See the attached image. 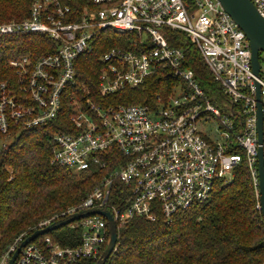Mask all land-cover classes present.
<instances>
[{
  "label": "built area",
  "instance_id": "2783aa9c",
  "mask_svg": "<svg viewBox=\"0 0 264 264\" xmlns=\"http://www.w3.org/2000/svg\"><path fill=\"white\" fill-rule=\"evenodd\" d=\"M31 1L30 18L0 23V38L44 34L58 48L35 63L29 57L10 62L18 70L21 93L17 98L7 83L0 84V150L11 145L12 125L44 127L58 119L65 100L72 132L52 136V164L80 174L107 168L110 154L117 162L79 205L18 235L0 264H9L34 233L93 209L109 211L117 231L135 218L154 222L159 214L172 222L176 214L206 203L217 183L233 181L243 163L259 196L255 81L261 86L264 115V53L257 79L247 36L219 0H79L87 3L80 17L60 0ZM251 1L264 18V0ZM105 31L137 33L140 39L133 49L112 48L102 55L101 97L136 88L162 71L176 80L173 95L158 98L155 106L106 107L68 94L76 83V61L94 53V41ZM168 31L185 33L196 46L225 95L223 109L211 102L194 71L185 66V52L170 45ZM119 184L123 189L112 204ZM257 209L261 212L260 201ZM63 228L80 236L78 245L50 236L59 229L23 247L14 264L97 263L108 247L109 225L101 215Z\"/></svg>",
  "mask_w": 264,
  "mask_h": 264
},
{
  "label": "trees",
  "instance_id": "16d2710c",
  "mask_svg": "<svg viewBox=\"0 0 264 264\" xmlns=\"http://www.w3.org/2000/svg\"><path fill=\"white\" fill-rule=\"evenodd\" d=\"M82 15L86 2L60 0ZM31 0H0V23L22 22L31 16ZM90 9H98L90 6ZM137 33L117 35L105 31L94 41V53L76 61V83L68 94L101 106H155L158 98L173 95L176 80L168 71L149 76L136 88H127L107 98L98 91L104 65L102 55L112 48L133 49ZM171 46L185 52L188 69L194 71L199 86L211 102L223 109L225 95L216 83L202 56L189 37L168 31ZM57 44L44 34H17L0 38V84L7 83L17 98L20 95L18 70L10 62L29 57L32 63L54 54ZM88 91V96L86 95ZM62 112L54 122L39 128L21 129L12 125L11 145L0 150V258L15 238L43 220L79 205L116 165L108 155L107 168L74 173L52 164V136L72 132L69 103L63 100ZM116 151V150H115ZM110 157V158H109ZM117 159L123 162L118 155ZM123 187L114 189L111 203ZM259 196L245 163L236 168L228 184L217 183L203 205L176 214L172 222L158 215L154 222L135 218L118 229L115 252L106 264H264V223L257 209ZM64 245L76 246L80 236L64 229L50 234ZM79 264H96L88 260Z\"/></svg>",
  "mask_w": 264,
  "mask_h": 264
},
{
  "label": "water",
  "instance_id": "95a60500",
  "mask_svg": "<svg viewBox=\"0 0 264 264\" xmlns=\"http://www.w3.org/2000/svg\"><path fill=\"white\" fill-rule=\"evenodd\" d=\"M223 8L229 13L236 24L243 30L250 43L252 51V70L257 79L260 78V54L264 53V18L259 14L251 0H219ZM256 104L258 117V166H259V201L264 223V115L261 86L255 81ZM101 215L105 217L109 225L110 241L107 249L96 264H106L111 255L115 252L118 243V231L116 223L107 210L93 209L80 214L72 215L64 220L52 224L50 227L34 233L15 252L9 264H14L23 247L40 236L59 230L69 224L90 215Z\"/></svg>",
  "mask_w": 264,
  "mask_h": 264
},
{
  "label": "rangeland",
  "instance_id": "374dc122",
  "mask_svg": "<svg viewBox=\"0 0 264 264\" xmlns=\"http://www.w3.org/2000/svg\"><path fill=\"white\" fill-rule=\"evenodd\" d=\"M213 127H214V126H213ZM63 230H64V228H63V229H60L59 232L57 231V232H58L57 234H59V233L62 232Z\"/></svg>",
  "mask_w": 264,
  "mask_h": 264
}]
</instances>
